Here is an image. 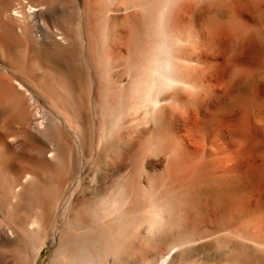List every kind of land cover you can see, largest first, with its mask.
<instances>
[{
  "label": "bare ground",
  "instance_id": "obj_1",
  "mask_svg": "<svg viewBox=\"0 0 264 264\" xmlns=\"http://www.w3.org/2000/svg\"><path fill=\"white\" fill-rule=\"evenodd\" d=\"M212 1L218 2L217 0ZM224 1L225 0H222V2H220L223 4ZM232 1H235L240 7H249V5H251L252 14L255 13L256 16L264 18V0ZM160 3V17H164L165 20L167 16H163L162 14L167 15V12L169 13V2L163 0V2ZM231 4L232 3H230V5ZM141 6L144 7H142L143 10H141ZM123 8L130 11L129 14L127 13L128 15L123 12ZM156 8L155 0H0V64L6 67L5 72L0 69V111L2 112V110L6 109L11 112V117L9 119L0 121V248L7 246L11 249L9 251H4L6 255L4 256L10 258L5 260V264H28L29 259L32 260V264H35L41 249L51 237H56L57 243L54 249V256L49 264L122 263L119 261V258H122V241H124L125 236V234L123 235L122 233L123 228L121 227L123 225L122 223H124L123 216H125V214L123 212L125 210L123 211L124 208L122 209L120 206V198L126 200L125 203L129 205L127 209L129 212V219L127 218V221H130V226L128 225L129 234L137 238H143L145 243L148 244L147 247L149 244L151 245V242L156 236V232L160 231V228L163 226H172L173 228V221L176 222V217L179 214L174 220L170 218V221L167 215L164 214L165 212L163 213V210L160 209L161 207H158L159 204L154 206V210H149L146 213L143 211L144 215L142 219L140 218L141 221H139L135 215V208L137 206V201L135 200L137 198L135 199L132 194L134 190L131 191L132 193H128L129 188H126L127 185H122L123 181L122 183L119 181L121 185L115 183V187H112L114 185L112 181V184L109 183L112 188L109 187L110 185L108 186V184H105L106 187L108 186L111 189L114 188L113 192L115 193H112V191L109 192L110 190L106 188L109 190L108 193L113 194L112 196L114 197L109 196L103 187V190L108 195L105 194L106 196L103 195V197L97 198V196H95L96 198H92L94 200L98 199L96 206L92 202L91 197L89 198L91 199V203H89V199L85 196L80 197L79 200H76L80 213L77 215V211H75L76 215H74L72 208L71 211H68V213L64 215L63 222H61L62 224L60 223L61 227L60 225L58 228L55 226L56 216L59 215V213L56 214V211L61 204L64 203V200H66L68 195L67 191L71 185L68 176L73 169L75 158H86L84 155L89 152V148L93 145V151L95 153V156H93L97 157L96 161L98 163L102 164L107 162L108 164V158L111 156L112 160L110 158V163H112L115 168H118V166H120L119 159L114 153H119L118 150H114L115 152L111 150V138L114 137L113 140H117L121 130L126 132L129 126H131L132 130H142V132H144L143 126L146 128V125L150 123L145 124L143 122L144 125L143 123L139 124L137 122L138 124L134 125L133 128V124L130 125V123L133 121V116L137 114H133L132 118H130L131 116L128 117L129 114L132 115L130 110L133 111L134 108L142 107L144 109L140 110H144L143 112L147 114L145 112L147 108L149 114L150 110H152L151 105L157 107V109H161L162 105L159 100L160 94H166L165 91L173 89L174 85L184 88L183 90L189 85V83H187L188 80L186 81L185 79V67L187 68L185 63L186 60L182 58L177 60L178 66L182 67L181 69L179 67V69L174 67L172 62L171 64L166 63L162 69L158 68L162 70L160 74L161 77H157V79L155 78L157 75L154 77V73L157 71L156 67L159 65L155 59L156 50H158L157 55L160 57V60L162 58L160 56L162 52L169 50L168 40H165L163 44L159 42L160 44L158 45L156 43ZM229 9H231L230 6ZM223 11H225V9ZM238 12L239 16L251 14L247 9H239ZM234 13L233 11V14ZM140 14H142L141 16L144 18L143 23L139 25L142 30L143 36L141 39H143V42L138 40L140 38L137 39L135 36H132L134 37L131 47L132 50L129 55L127 53L129 65H136L139 70L138 72L135 71V66L134 68L129 67L127 70L128 73H132V80L130 79L131 77L129 78L131 80V85L126 86L129 88L128 94L131 101L128 102L130 103V108H128V104L126 105L123 103L125 100L123 95L124 87L117 78V76L120 75L117 73V69L124 59V53L122 55L119 47V45H122L123 40H125L124 33H126L123 32L125 27L122 29V25H124L122 21L128 17H138ZM235 16L233 18H235ZM238 20L240 19L238 18ZM246 23L248 22L246 21ZM162 24H164V27L163 25L161 26L164 28H162V31L167 37L170 26L168 25L169 28L167 25L165 26L167 22ZM263 30L261 29L260 32L263 33ZM162 38L164 39V37ZM113 49L115 53H113ZM43 50L48 51L53 56L63 57L67 61L66 69L59 70L49 65L47 67L42 66L43 64L40 61L43 60H41L42 58L40 59L41 56L39 53ZM141 54L143 57H141ZM45 64L47 65V63ZM82 73H86L88 77L89 87L87 105L81 101V96L79 95L80 89L78 84L81 81ZM121 76H119V78ZM118 82L121 83V86ZM121 87H123V89ZM163 90L165 91L162 92ZM254 97L256 98V96ZM41 101L44 103L43 105ZM237 101L238 100H236V102ZM241 101L242 100H240V102ZM244 101L247 102V99ZM252 101H254V99ZM229 102L231 103V100H229ZM254 103H252V105H254ZM237 104L239 105V103H236L235 107H238ZM256 104H258V102H256ZM228 105L229 103L226 104V107ZM231 107L229 105L228 108ZM235 107L233 106V108ZM253 107H255V105L252 106V109ZM258 107L256 106L255 111H257L256 109ZM125 110L128 111V115L125 114ZM136 111L139 114V111ZM196 111L199 112L197 108ZM257 115L259 116V113ZM91 116L92 118H96L93 122L96 128H98V130L95 129L96 133L98 132L97 134L91 131L89 122ZM124 116L132 120L130 121L128 119L130 122L129 125L126 123L127 120L124 119ZM143 116L145 117V115ZM150 116L152 115L150 114ZM150 116H148V118L145 117L146 119L144 121L150 119ZM136 117L134 120H138L139 117H137V119ZM261 117L258 119V122L261 121ZM153 118L151 117V122ZM141 119H143V117ZM257 119L255 125L258 126ZM263 120L264 119H262V122H264ZM91 125H93V123H91ZM124 125H128V128H126V126L122 129ZM259 126L261 127L262 125ZM181 129H183V127ZM105 132H107V135ZM31 138H42L47 142V145L40 144L41 146L38 147L35 145L31 146L27 142ZM91 152L92 151H90V153ZM92 154L93 153H91V155ZM120 154L122 155L123 153ZM90 158L92 159V157ZM110 163L108 165L109 168L112 167ZM100 168H102V165ZM112 169L110 168V170ZM118 171L116 172L117 174ZM246 175L247 173L245 176ZM255 176L257 177V175ZM121 177L120 179H122ZM246 179L249 178L247 177ZM95 184H97L96 186H102L97 182L94 183V185ZM123 187L127 189V192H123ZM238 188V185L232 184L228 189L233 191ZM95 189L98 192L100 188ZM223 189H226V185H223ZM87 190L88 189H86V191ZM98 194L102 196L100 192ZM92 203L95 207L90 205ZM146 205H149V203ZM146 209L149 208L146 207ZM178 212L180 213V211ZM179 217L180 216H178L176 222L177 226H175L177 229L174 230L175 233H177L174 234V243L170 249L161 255L160 258L158 256L156 258H150L152 256L149 255V258L146 257L149 260L146 259L147 262L145 264H169L173 260L176 251L184 248L185 245L217 239L218 237L236 236L245 243L249 242L256 247H260L259 249H264V242L253 241L249 237H245L243 233H238L233 228H219L214 232L212 230L206 232L207 229L206 231L199 230L198 227L197 231L192 230V235L187 232L189 233V236H187V230L185 231L184 228L185 224H182V220L181 218L179 220ZM5 221L8 222L7 225H4L3 222ZM162 229L161 231L164 232ZM164 230H166V228ZM169 240L171 241L172 239ZM136 241L137 239L135 242ZM129 243L134 244L130 242V240ZM11 251L15 253L14 256H11L12 253L9 255ZM124 252L126 253V250ZM148 252L149 250L145 253L149 254L151 251ZM111 257H113V262L111 261ZM132 259H134V257ZM183 264L190 263L184 262Z\"/></svg>",
  "mask_w": 264,
  "mask_h": 264
},
{
  "label": "rangeland",
  "instance_id": "obj_2",
  "mask_svg": "<svg viewBox=\"0 0 264 264\" xmlns=\"http://www.w3.org/2000/svg\"><path fill=\"white\" fill-rule=\"evenodd\" d=\"M211 1L212 0H167V2H169V13L167 12V15L162 14L163 16H167L164 20V17H160L159 13L160 2H163V0H155L157 7L155 26L156 43L159 45L160 43H165V40H168L169 50L162 52V55H160L162 57L161 60L157 55L158 50H156L155 59L159 65L156 64L158 66L156 67L157 71L154 73V77L156 75V79L157 77H161L160 74L162 70L158 68L162 69L166 63L171 64L172 62L174 67H179L181 69L182 67L178 66L177 60L182 58L186 60L185 63L187 68L185 67V79L186 81L188 80L187 83H189L187 87L188 90L187 88L183 90L184 88L177 85H174L171 90H163L162 92L165 91L166 94L162 93L160 94L162 97L159 96L162 108H158V110L157 107L151 105L153 111L150 110L149 114L146 107L145 112L147 114L143 112L144 110H140L144 109L142 107H138L139 109L134 108L133 111L130 110L132 115H128V111L125 110V114L128 115V117L131 116L130 118H132L133 114L139 115H136L139 117L138 120H134L136 116H133V121L127 116H124L125 118L123 117L127 120L126 123H128V125L130 123L128 119L132 121L130 125L133 124V128L134 125L138 123L141 124L144 122L148 124L150 122L151 124L149 123V125H146V128L143 126L144 132L140 130L142 133L138 130V132L134 129L132 130L131 126H129V129L128 125H124L122 129L127 126L126 128L128 129L125 128L126 132L121 130L117 140H113L114 137L111 138V146L114 147H111V150H118L119 154L123 153L119 155L117 153L115 154V151L113 152L119 159L120 166H118V168H115L113 164L110 163V158L112 160L111 156L108 158V164L107 162L102 164L98 163L96 161L97 157H94L93 145L89 148V152L86 153L87 156L84 155L86 157H83L85 160L82 157L75 158L73 169L68 176L71 185L67 191V198L64 200V203L61 204V208L59 207L56 211V214L59 213L55 221V226L57 228L59 225L61 227L64 215L67 214L68 211H71L72 208L74 215L80 213L76 201L79 200L80 197L85 196L87 199L90 197L92 199L97 196V198H99L103 197L105 194L108 195L109 190V192L112 191V193H115L113 192L114 188H111L115 187V183L118 185L123 181L122 185H127L126 188H129L128 193L134 190L133 193L131 192L134 198H137L135 200L137 201V206L135 208L136 214H134L139 221H141L144 213L149 210H154V206L159 204L158 207H161L160 209L163 210V213L165 212L164 214L167 215L169 220L170 218L174 220L179 214V220L181 218L182 224H185L184 228L185 231L187 230V236H189V233L192 235V230L197 231L198 227L199 230L206 231L207 229L206 232H209L208 230L214 232L219 228H233L238 233H243L245 237H249L253 241L264 242V122H262V119H264V18L256 16L255 13L252 14L251 5H249V7H240L232 0H225L227 3L224 1L223 4L221 3L222 0H217L218 2L212 1V3L214 2L213 4ZM230 3L232 4L230 5ZM229 6L231 9H229ZM142 7L143 6H141V10H143ZM223 8L225 11H223ZM124 9L125 8H123V12L129 14L130 11L127 9V12V10ZM239 9H247L251 14L239 16ZM226 10L230 11L227 13ZM233 11L237 16L233 14ZM141 15L142 14L135 18L128 17V20L125 19L123 20L124 22L122 21V24H124L122 25V29L125 27L123 32L126 33H124L125 40H123L122 45H119V47L122 55L124 53V59L117 69V73L120 74H117V78L118 81L120 80L122 83L118 82V84L124 87V89L121 87L125 97H123L125 99L123 100L126 102L123 101V103L126 105L128 104V108H130V103H128L130 101V96L128 94L129 88L126 86L131 85L132 73H128L127 70L129 67L134 68V66L135 71L138 72L139 70L138 66L129 65L127 57L132 50L131 47L134 39L132 36H135L137 39H141L143 36L142 30L139 27L144 19ZM234 16L235 18H233ZM237 17L240 20H238ZM163 21L167 22L165 26L167 25L168 28L170 26L167 32L168 38L162 31L164 29V24H162L164 23ZM246 21L248 23H246ZM162 25L163 27H161ZM261 29L263 33L260 32ZM162 37H164V39ZM140 39L138 40L143 42V39ZM43 51V53H39L41 56L40 59L42 58L41 60H43L40 61L43 64H41L42 66L47 67L49 65L59 70L66 69L67 61L63 57H56L46 50ZM113 53H115L114 49ZM141 57H143L142 54ZM45 63H47V65ZM0 69L1 71H6V67L1 64ZM119 76L122 78H119ZM81 81L78 84L80 89L79 95L81 96V101L87 105L89 86L86 73L81 74ZM243 99H247V102ZM251 99H254V101ZM229 100H231V103ZM236 100L238 101L236 102ZM240 100L242 101L240 102ZM251 102H255V107H253L254 111L256 106H259L261 109L258 107L256 109L258 112H254L252 109L254 105H252ZM256 102H258V104H256ZM41 103L42 105L44 104L42 101ZM228 103L230 107L232 106L231 108H228L229 105L226 107ZM236 103H239V105L237 104L238 107H235ZM233 106L235 108H233ZM196 108L199 112L196 111ZM136 110L139 111V114ZM258 113L259 116L257 115ZM150 114L152 116H150ZM143 115H145L146 118L150 116V119L144 121L146 118ZM141 116L143 119H141ZM257 116L258 119L262 116V119H260V122H262L261 124H259L260 122H258ZM10 117L11 112L9 110L5 109L2 110V112L0 111V121L9 119ZM151 117H154L152 122ZM256 119L258 126L255 125ZM93 120H96V118H92L91 116V118H89L90 128L94 134H97L98 132L96 133V130H98V128H96ZM91 123H93L94 126L91 125ZM259 125H262V128ZM182 127L186 130L181 129ZM105 134L107 135V132H105ZM27 142L31 146L35 145L37 147L42 144L47 145V142L42 138H31ZM90 151H92V155ZM88 156L92 157V159ZM109 163L110 166H112L110 167L111 169L114 167L112 170H110L108 166ZM100 164L102 168H100ZM116 170H120L118 174ZM246 173L248 176H245ZM255 175H257L258 179ZM119 176H123L121 177L122 179H120ZM247 177L249 179H246ZM96 182L102 185V189L100 186H96L97 184L94 185ZM111 182L114 183L112 187L109 184ZM105 184H108V186L110 185L109 187L111 188L108 186L106 187ZM232 184L238 185L239 188L233 191L231 189L229 190L228 188L229 186L231 187ZM223 185H226L225 190L223 189ZM103 187L108 194L105 193ZM95 188L100 189H98L99 191L97 192ZM123 188V192H127V189L125 187ZM86 189H88V192ZM99 192L102 196L98 194ZM110 194L109 196L114 197L112 196L113 194ZM91 199H89V203H91ZM119 200L121 208H124L123 211L125 210L123 212L125 214V216H123L124 223H122L123 225L121 224L124 231L121 230L125 236L124 241H122L123 253L121 251L122 258L120 257L119 261L122 263L120 264H145L147 262L146 259L150 256H152L150 258H156L157 256L160 258V256L166 253L174 243V234L177 233H175L174 230L177 229L175 226H177L176 222L178 216L176 217V222L173 221V228L172 226H163V229L160 228V231H157L155 234L156 236L160 235L157 237L155 236L151 245L149 244L147 247L148 244L145 243L143 238H137L129 234L128 225L130 226V221H127L129 219V212L127 210L129 205L125 203L126 200L121 198ZM97 201L98 199H92L95 206ZM93 203L90 205L95 207ZM147 203H149V205H146ZM146 207L149 209H146ZM75 211H77L76 214ZM178 211H180V213ZM3 223L4 225L8 224L6 221ZM165 228L166 230H164ZM161 229L164 232H162ZM229 237H218L217 239L185 245L184 248L176 251L173 260L169 264H183L184 262H189L190 264H264V249H259L260 247H256L249 242L245 243L236 236L231 237L232 239ZM128 239L134 244L129 243ZM136 239L137 241L135 242ZM169 239L172 240L170 241ZM56 243V237H51L49 241H46V245L41 249L35 264H49L54 256ZM6 250L9 251L11 249L7 246L0 248V253H2L0 254L2 257H0V264H5V260L10 259L5 257L4 251ZM125 250L126 253L124 252ZM148 250L151 252H148L149 254L145 253ZM10 254L11 256L15 255L12 251L9 255ZM133 257L134 259H132ZM112 258L113 257H111V261L113 262ZM28 264H32L31 259L28 260Z\"/></svg>",
  "mask_w": 264,
  "mask_h": 264
}]
</instances>
